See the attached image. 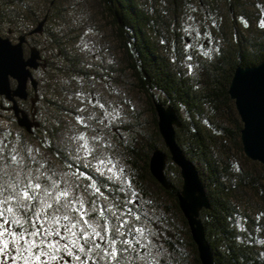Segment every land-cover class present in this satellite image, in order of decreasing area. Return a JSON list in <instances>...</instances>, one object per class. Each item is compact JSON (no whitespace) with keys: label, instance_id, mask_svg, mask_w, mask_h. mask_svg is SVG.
Here are the masks:
<instances>
[{"label":"trees","instance_id":"trees-1","mask_svg":"<svg viewBox=\"0 0 264 264\" xmlns=\"http://www.w3.org/2000/svg\"><path fill=\"white\" fill-rule=\"evenodd\" d=\"M115 1H118L122 9L123 19L120 23L114 17ZM147 1L151 2L150 5L141 3V0H93L97 4V12L109 24L114 39L121 45L126 68L130 71L131 86L147 97L149 109L154 115L156 113L153 98L163 105L174 107L180 118L181 124L175 129L176 141L186 157L195 164L210 203L209 209H203L200 212V219L214 263L264 264V214L258 219H251L248 215L241 214L232 201L235 192L241 195L244 189H248L254 197L264 203V187H261L259 183L260 179L264 180V170L258 162L250 160L243 153L240 142L242 123L227 92L236 66H252L264 59V29L250 27L251 21L264 27L262 22L264 0H219L222 8L214 2L216 0ZM54 4L55 1H51L49 9L44 14L47 15L46 22L50 19V11ZM196 5L206 8L199 17L191 15ZM186 22L194 28L190 38H185L183 35L189 28L185 25ZM223 23L226 25V31L223 30ZM92 32L95 34L97 30L93 29ZM217 33L220 43H218V50L214 51V60L209 61L203 51L209 48L208 42L210 45L219 42L215 38ZM48 41L55 45L56 35L49 36ZM89 49L94 47L90 46ZM97 51L94 54H99L100 64L94 72L89 71L88 67H82V62L72 57L74 55L64 57L60 52L57 54V59L61 60L60 65L53 66L44 61L45 67L41 69L42 72L48 69L54 70V73L65 75L63 77L70 80L67 90L72 99L77 97L78 103L73 112L68 113L72 112L74 117L90 120V130H93L95 124L93 116L102 110L98 112L96 110L95 102L98 96L89 82L97 81L105 88L108 84L120 82L113 77L116 71L112 70L111 66L103 65L102 51ZM195 68L196 72L188 73ZM81 107H83L82 110L79 109ZM220 120L225 123H221ZM154 123L156 128V120ZM81 128L84 131L87 130L84 125ZM124 130L133 133L132 136L130 133V139L127 142H121L131 155L129 161L131 181L128 187L133 192L136 189L145 207L153 209L155 214L147 212L146 216L142 215L135 207L132 191L126 192L118 184L110 185L109 182L108 185L104 184L97 174L87 170L79 161L73 159L67 150L60 147L55 142L53 132L50 129L44 130L41 123L32 134H28L29 137H33L36 132L42 134L41 137L36 138V144L49 158L53 159L56 166L58 165L63 180L71 178L80 181L83 190L90 197V202L83 208L89 207L91 212H94L89 216L97 219L98 228H96L103 239L89 238L85 243L81 239L83 233H90L93 229L88 226V229L82 227V233L79 239L77 238L79 240L77 246L84 248L81 252L80 248L72 247V239L62 238L63 232H59V236L56 235L55 230L48 224L50 221H47L44 216H37L36 208L35 212L32 207L27 206V210H19L20 215L15 217V219L19 218V224L11 222L5 224V219L9 221L13 219L7 215L0 218V225L9 229L13 235L27 230L25 240L19 243V250L27 248L26 240L35 241L40 245L38 248L24 252V256L29 258L27 264H44L45 261L48 264L63 262L70 264L71 259L76 256H80L81 261L87 259L88 264H117V262L128 264L126 255L129 253L133 255V252L143 255L145 264H201L186 220L177 205L176 192L180 190L182 182L178 168L169 158L166 160L165 174L171 185L169 190L159 185L148 169L151 152L156 148L164 149L158 129L155 131L157 142L134 127L124 126ZM95 131L98 137V131ZM107 133L113 135L119 142V138L113 132ZM4 139L6 142L0 150V170L16 169L20 157L13 149L14 142L11 138L7 136ZM227 142L233 143L241 154L244 165H258L259 174H256L254 169H244L237 164V160H232L229 154L221 151ZM222 155H227L228 160H223ZM13 156L15 160L12 159ZM28 158L26 156V159ZM39 163L32 168L41 172V183H45L44 178L47 176L45 174H50L53 167L43 160ZM169 168L175 172L173 179L168 171ZM28 169H31V166H28ZM144 177L172 201L171 208L167 206L162 212L161 209H157L159 203L155 202L158 206L153 205L154 198L148 197L143 189ZM11 178L3 177L4 180L0 185L6 183L7 179L13 186L14 179ZM20 189H22L21 186ZM33 202L34 205L37 203L35 200ZM159 212L161 213L158 214ZM172 213L177 215L181 230L177 229L176 221H174L176 217L171 216ZM118 216L119 220H117ZM54 219L55 217L52 221ZM120 223L124 226L117 231ZM144 223H147L149 227H144ZM64 224L59 222V225ZM45 229H49L51 234L44 236ZM136 229H142L143 234ZM37 230L40 231V236L28 235ZM151 230L153 234H150ZM152 237H158L162 243V249L157 251V254L159 251L163 254L160 258L156 256L153 258L149 253L142 254L144 251L142 246L146 248L150 246ZM51 238L55 244L59 241L61 247L65 244L69 247H63L59 253H56L53 247L48 246L55 245L52 244ZM3 240L10 245L9 242L13 239L6 235ZM41 240L44 243H41ZM113 240L116 241L115 245H112ZM96 244L100 245L99 249L95 248ZM2 246L0 244V247ZM113 246L117 251L115 260L106 255ZM89 249L92 250L89 251ZM67 250L71 251L72 256ZM103 254L104 256L101 257L100 255ZM9 255L13 256V254ZM36 255H40V260L35 259ZM51 255H55L57 259L50 260ZM78 263L80 264V261ZM14 264H25V260L18 258Z\"/></svg>","mask_w":264,"mask_h":264},{"label":"rangeland","instance_id":"rangeland-1","mask_svg":"<svg viewBox=\"0 0 264 264\" xmlns=\"http://www.w3.org/2000/svg\"><path fill=\"white\" fill-rule=\"evenodd\" d=\"M51 1H55V4L50 11V19L44 25L43 33L41 35L33 34L27 36V45H24V53H27L28 45L36 46L40 50L42 60L49 62V65L53 66L60 65L61 63V60L57 59V54H59V52L63 54L64 57L74 55L72 57L81 61L83 64L82 67H88L89 71L94 72L97 71V67L100 64L98 60L99 54L96 53L95 55L94 53L97 50H101V55H103L104 58L103 65H107L108 67L111 66L112 70L117 72H115V76H112L116 78L117 81L120 80V82H116L113 85L108 84V87L106 86L107 88L97 81L96 83L93 81L89 82L91 87L97 92L98 99L95 102L96 110L97 112L102 110L101 112H96L97 114L93 116L95 124L93 125V130H90V120L74 117L71 114L73 112L72 110L77 107L78 101L77 97L72 99V96L67 90V87L70 86V80L64 78L63 76L65 75L54 73V70L51 69L44 70L43 72L41 69L33 71V75L39 83L38 92L40 95V100L36 104L38 111L36 120L41 123L44 130L50 129L53 132L55 142L60 147L67 150L71 157L79 161L87 170L97 174L104 184L108 185V182L110 185L118 184L124 191H132L136 204L135 207L140 210L142 215L146 216L149 212L155 214L153 209H147L145 207V203L140 198V194H138L136 189L134 188V194L133 190L128 187L131 181L129 178V161L131 155L126 151L122 143L130 139L129 136L131 133L124 130V126L130 128L134 127L146 137L157 142V136L155 135L157 125L155 128L154 123L155 120L157 122V116L150 111L147 97L131 86L130 71L126 68V63L120 47L121 45L114 39L109 24H107L104 18L97 12V4H95L93 0H0V36L9 38L12 43L17 42L18 35L24 34L23 32L27 33L28 30L35 26V21H39L49 9ZM214 2L221 6L219 0ZM141 3L150 5L151 2L141 0ZM220 8H222V6ZM205 10L206 8L204 6L196 5L191 15L199 17ZM186 12H188V10ZM262 14H264V12ZM262 22L264 23V16ZM250 24V27L253 29L254 27L255 29L258 27L264 29L262 25H256L255 21H251ZM185 25L189 28L183 35L185 38H190L194 28L188 24V22H186ZM93 29L97 30L95 34L92 32ZM223 30H227L224 23ZM54 34L56 35L57 42L55 45H52L48 41V37ZM215 36L219 41L218 33L215 34ZM218 43H220V41L214 45H210L208 42L207 46L209 45V48L203 51L204 56H206L209 61L214 60V51L216 52L218 50ZM90 46L91 48L94 47V49H89ZM201 59H203L202 56ZM196 71L197 69L195 68L188 73ZM87 85L86 83V87ZM28 89L31 88L28 87ZM0 104L8 105L1 96ZM23 108L28 111V107L23 106ZM79 109L82 110L83 107ZM69 111L72 112L68 113ZM89 114L91 115V112H89ZM223 120L224 119H222V121ZM83 125L87 130H82L81 126ZM95 130L98 131V137ZM46 132L47 131H45V133ZM107 132H113L119 138V142L113 135ZM28 134L29 133L25 132L16 124L11 110L4 112L0 108V150L6 142L4 138L8 136L11 138V141L14 142L13 149L17 151V156L20 157L18 160V168H4L0 170V183L4 180L3 177L6 176L9 178L12 177L14 183H19L22 189L29 181L41 184V190L38 193L39 198L35 200L37 201L35 205L33 200L31 202L24 201V207H20L15 201H11L2 206L4 209L8 207L13 208L12 213L5 212V215L11 218H17V216L20 215L19 210L25 211L28 209L27 206L32 207L35 212L37 209V213L46 217L47 221H50L48 224L55 230V233L57 231L63 232L62 238L68 240L80 237L82 227L86 229L89 227L98 232L97 219L89 216L94 212H91L89 207L83 208L82 212L79 210L81 205L84 207L90 202V197L88 193L83 190L80 181L75 179L72 180L71 178L63 180L61 178L62 172L58 169V165L56 166L53 159L49 158L47 154L37 146L38 144H36V138L41 137L42 134L36 132L33 137H29ZM132 135L133 133H131V136ZM162 150L166 151V148L164 147ZM221 151H225L229 154L232 160H237V164L241 165L244 169H254V172L259 174L258 165H244L241 154L237 151L232 142H227ZM26 156L29 158L26 159ZM221 158L226 161L228 160L227 155H222ZM42 160L53 167L50 174L44 173L47 175L44 178L45 183H41V172L32 168V166H36V163L40 164L39 162ZM28 166H31V169H28ZM165 169L167 170V162L165 163ZM168 171L171 174V178H175L174 170L169 168ZM259 183L261 187H264V180L260 179ZM2 185L5 188L4 195L11 196L13 188L9 181L6 179V183H2ZM142 185L144 191H146V195L150 198H154L153 205L158 206L155 202L159 203L157 209H161L163 212V209L167 206L169 208L172 207V201L165 196V194L161 193L153 183L147 181L145 177L143 178ZM45 189L53 195L46 196L44 192ZM61 191H67L69 193V196L62 200L61 203L67 204L71 201L78 212L72 211L71 207H60L59 211L55 210L57 205L54 203V197ZM243 191L241 195L237 192L233 194V203L241 214H246L251 219H258L259 216L264 214V203L254 197L248 189H244ZM41 200H44L45 204H41ZM47 203H52L53 208H46L45 205ZM42 208H44V211H41ZM66 213L69 215V220L67 221L62 219L63 215ZM160 213L161 212L158 214ZM173 215L176 217L174 221H176L177 229L181 230L177 215L172 213L171 216ZM81 216L83 217L82 219ZM54 217L55 219L52 221ZM57 217H61L59 220L60 223H67L69 227H71V224L75 223L77 226L72 231L76 233V236H72V232L65 231L63 225H59V222H56ZM168 217L170 216L168 215ZM85 221L87 223H85ZM144 224V227H149L146 225L147 223ZM150 232V234H153L152 230ZM52 240L51 238L52 244H55ZM9 243L7 255L0 257V264H14L10 259L12 256L9 254L16 256L20 251L19 244L13 242V240ZM76 247L79 249L80 245ZM142 247H144L142 254L149 253L151 257L156 256L158 258L163 255L160 251L157 254V251L162 249V243L159 241L158 237H152L150 239V246H147V248L146 246ZM62 248L63 247H61V250ZM67 251L69 252V250ZM56 253H59V251H56ZM100 256L103 257L104 254ZM126 256L128 264H145L144 256H141V254L137 252H133V255L129 253ZM66 257L68 256L66 255ZM106 260L109 261L108 259ZM70 262V264H79L75 258L71 259ZM62 264L66 263L63 262Z\"/></svg>","mask_w":264,"mask_h":264},{"label":"water","instance_id":"water-1","mask_svg":"<svg viewBox=\"0 0 264 264\" xmlns=\"http://www.w3.org/2000/svg\"><path fill=\"white\" fill-rule=\"evenodd\" d=\"M113 12L120 23L123 14L118 1L114 2ZM46 20L47 15H44L27 33L18 35L15 43L0 36V96L10 102L7 109L12 111L16 124L29 134L40 125L34 111L38 100V81L33 71L43 69L45 62L36 46L28 45L25 54L24 45H27V36L43 33ZM28 87L33 92L30 113L18 105V100L27 99ZM227 92L242 123L240 142L243 153L264 170V59L256 65L236 66ZM152 101L158 133L166 151L156 148L151 152L149 172L159 185L169 190L171 185L165 174L166 160L169 158L178 168L182 182L176 192L177 205L186 220L200 263L215 264L200 219V212L209 209L210 203L195 164L186 157L176 141L175 129L181 124L180 118L171 105H163L154 98Z\"/></svg>","mask_w":264,"mask_h":264},{"label":"snow or ice","instance_id":"snow-or-ice-1","mask_svg":"<svg viewBox=\"0 0 264 264\" xmlns=\"http://www.w3.org/2000/svg\"><path fill=\"white\" fill-rule=\"evenodd\" d=\"M13 160H15V157L13 156L12 157ZM13 191H12V194L11 196H5L4 195V192H5V188L3 185H0V218L4 217L5 216V212H8V213H12L13 212V208L12 207H8L7 209H4L2 206L4 204H7V203H10L11 201H15L17 203L18 206L20 207H24V201H28V202H31L32 200H36L39 198V191L41 190V184L40 183H35L33 184L31 181H29L23 189H20V185L19 183H14L13 186ZM17 189H19V191H17ZM46 196H52L53 194L51 192H48L46 189L44 190ZM69 196V193L67 191H61L59 192L58 194L55 195L54 197V203L57 205L56 207V211H59V208L60 207H71L72 211H76L77 209L75 208V206L71 203V201H69L67 204H62L61 201L66 199L67 197ZM41 204H45V201L44 200H41ZM46 208L48 209H52L53 208V204L52 203H47L45 205ZM83 210V206L81 205L80 207V211L82 212ZM41 211H44V208L41 209ZM39 213H37V216L39 217ZM83 217L81 216V219ZM61 219V217H57L56 218V222H59V220ZM63 220L67 221L69 220V215L66 213L63 215L62 217ZM117 220H119V216L117 217ZM16 223V224H19L20 221L18 219H15L13 218L11 221L5 219L4 220V223L7 224V223ZM85 223H87L85 221ZM76 224L73 223L71 224V227H69L67 224L63 225L65 231H68V232H72V236H76V233L73 232L72 230L76 228ZM124 226L123 223H120L119 226L117 227V231H119V228H122ZM33 227H35V225H33ZM27 230H24L16 235H13V233L9 230V229H5L3 228L2 225H0V244H2L3 246L0 247V257H3L5 255H7V249L9 247V244L7 242H5L3 240V237H5L6 235L7 236H11L12 239H13V242L19 244L21 240H25V232ZM137 232H140L141 234H143V230L142 229H136ZM51 234L50 233V230L49 229H45L44 230V233L43 235L44 236H47ZM56 235H60L59 231H57L55 233ZM123 234V233H121ZM29 236L31 237H37V236H40L41 233L39 230L37 231H33L31 233H28ZM96 237H100V233L99 232H96L95 229H93L92 232H85L83 233L81 239H83L85 241V243L88 242V239L89 238H92V239H95ZM101 239H103V237H100ZM138 242V241H137ZM25 243L27 244V248H22L19 252H18V255L17 256H12L10 257V259L14 262L15 260H17L18 258H23L25 260V264H27L28 262V257H25L24 256V252L25 251H30L32 248H38L40 245L37 244L35 241H25ZM41 243H44L43 240H41ZM79 243V240L78 239H73L71 240V245L72 247H76L77 244ZM116 241L113 240L112 241V245H115ZM123 243H128L127 241H123ZM50 247H53L57 252L61 250V245L59 243V241H57V243L55 245H48ZM62 247L64 248H68L69 246L67 244L63 245ZM95 248L99 249L100 248V245L99 244H96L95 245ZM81 252L84 251V248L83 247H80L79 249ZM92 249H89V251H91ZM69 255H71V251L68 252ZM106 255L112 259V260H115L116 257H117V251L115 249V247L113 246L111 251L110 252H106ZM35 259L36 260H40V255H36L35 256ZM50 260H56L57 257L55 255H51L49 257ZM75 259L77 261H80V264H88V260L85 259V260H82L80 259V256H76ZM44 264H48L47 261L44 262ZM117 264H119V262H117Z\"/></svg>","mask_w":264,"mask_h":264},{"label":"flooded vegetation","instance_id":"flooded-vegetation-1","mask_svg":"<svg viewBox=\"0 0 264 264\" xmlns=\"http://www.w3.org/2000/svg\"><path fill=\"white\" fill-rule=\"evenodd\" d=\"M38 69H41V68H38ZM37 69V70H38ZM36 71V70H35ZM37 93H38V100L36 101V104L38 103V101L40 100V95H39V92H38V86H37ZM33 96V92L31 89H28V97L26 100H18V105L20 106V108H22L23 110H25L23 108L24 107H28V111L25 110L26 112L30 113V109H31V100L30 98ZM4 99V98H3ZM5 100V99H4ZM6 101V100H5ZM8 103V105H2L0 104V108L4 111V112H8L10 110H8L7 108L10 106V102L6 101ZM36 104H35V107H34V111H35V117L37 116L38 114V111H37V108H36Z\"/></svg>","mask_w":264,"mask_h":264}]
</instances>
